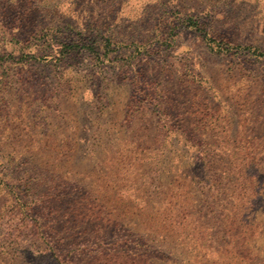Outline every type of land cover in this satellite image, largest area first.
Returning <instances> with one entry per match:
<instances>
[{"label":"rangeland","instance_id":"obj_1","mask_svg":"<svg viewBox=\"0 0 264 264\" xmlns=\"http://www.w3.org/2000/svg\"><path fill=\"white\" fill-rule=\"evenodd\" d=\"M0 264H264V0H0Z\"/></svg>","mask_w":264,"mask_h":264},{"label":"trees","instance_id":"obj_2","mask_svg":"<svg viewBox=\"0 0 264 264\" xmlns=\"http://www.w3.org/2000/svg\"><path fill=\"white\" fill-rule=\"evenodd\" d=\"M191 25H194V26H196V27L199 26L198 22H197V23H196V22H192Z\"/></svg>","mask_w":264,"mask_h":264}]
</instances>
